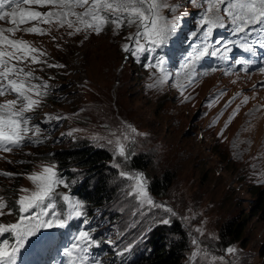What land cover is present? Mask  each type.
<instances>
[{
  "label": "rangeland",
  "instance_id": "obj_1",
  "mask_svg": "<svg viewBox=\"0 0 264 264\" xmlns=\"http://www.w3.org/2000/svg\"><path fill=\"white\" fill-rule=\"evenodd\" d=\"M169 3L182 5L176 15L188 14L181 20L183 32L187 34L194 30L199 10L188 0H169ZM164 14L170 16L167 10ZM27 26L30 25L21 27ZM134 31V28H123L119 35H114L109 26L100 35L92 34L87 40H84L83 34L69 36L65 29L53 30L50 35L43 36L23 32L16 34L45 51L47 56L44 59L49 63L65 66L48 68L46 65H33L35 75L51 86V94L40 108L30 114L35 117L33 122L39 123L45 114L67 118L41 124L45 130L43 135L47 137L44 143L29 144L11 153L0 152V173L16 174L12 177L0 175V195L7 197L11 206V202L22 194L19 191L21 188L33 189L27 176L39 172L42 161H54L44 158L43 151L76 148L84 144L104 151L109 157L95 169L72 167L67 180H75L76 185L87 179L96 183L98 171L107 177L109 194L100 204L106 215L104 211L100 212V207L96 208L99 205L86 206L88 214L101 213L96 220L97 232L105 236V239L101 238L104 250L98 246L99 251L91 256L92 259L100 260L102 264H118L119 259L125 260L128 253L134 254L135 251L150 257L154 249L150 239L157 230H163L161 237L165 236V241L182 243L180 261L188 264L192 251L191 237L197 235L194 229L201 227L204 236L200 239L209 250L219 255L232 246L238 250L236 264H264V209L255 215L252 211L258 191L264 193V177L261 175L264 174V74L259 72V68L251 66L244 71V66L236 64L235 60L245 59L246 52L235 49L230 53L226 67L222 65L225 61L210 57L198 62L196 69L201 75L183 94L175 87V79L149 88L154 69L143 65L152 59V55L164 56L168 71L175 73L191 52L190 45L197 41L189 39L183 44H170L155 54H146L137 63L121 48L128 43L125 37ZM229 32V29H220L215 36L231 38ZM261 51L257 49L256 54H252L260 67L264 66L261 64L264 52L258 56ZM213 68L217 70L212 71ZM220 93L223 95L218 96ZM185 96L190 99L185 100ZM234 96L236 99L225 109ZM244 96L249 97L248 103L241 106L239 113L225 128L229 116ZM12 98L9 95L0 100ZM221 112L223 115H220ZM126 124L144 134L137 136L136 142L129 147L134 155L145 157L147 168L136 169L129 160L124 170L145 174L153 200L176 213L169 226L154 223L167 215L163 211L147 205L139 208L135 200L126 197L129 182L118 175L120 169L113 167L120 158L114 160L111 146L102 147L91 139L97 134L108 136L105 125L115 130ZM70 132L72 135H68ZM234 142L237 145L235 148ZM59 172L67 175L64 168H59ZM162 175H170L171 183L163 195H155L149 189V182L152 177ZM57 191L74 197L72 191L69 193L63 187ZM60 203L58 201V206ZM247 213L250 214L242 236L227 246L224 243L229 239L227 222H238ZM186 217L190 219L186 220ZM15 218V214L0 217V222H15ZM78 223L82 224V220L70 222L73 225ZM58 230H45L48 238L52 237L48 243L51 250L56 239L53 236ZM210 236L217 239H210ZM5 238L10 243L14 242L8 234L0 237V241ZM42 241H36L31 248L26 244L17 264L33 253ZM70 243L55 250L50 264H65L63 249ZM126 246L130 251L118 255ZM228 259L234 258L229 256Z\"/></svg>",
  "mask_w": 264,
  "mask_h": 264
},
{
  "label": "snow or ice",
  "instance_id": "obj_2",
  "mask_svg": "<svg viewBox=\"0 0 264 264\" xmlns=\"http://www.w3.org/2000/svg\"><path fill=\"white\" fill-rule=\"evenodd\" d=\"M188 3L199 10V20L196 28L185 34L181 20L188 14L176 15L182 5L171 4L169 0H0V98L13 96L12 99L0 100V152L11 153L29 144L44 143L47 137L43 135L45 130L41 124H51L67 118L45 114L42 121L33 122L35 117L30 114L40 108L42 102L51 94V86L35 75L36 69L33 65H46L48 68L65 66L49 63L44 59L47 53L30 41L18 38V32L43 36L50 35L53 30L65 29L67 35L83 34L84 40H87L92 34L100 35L109 26L112 27L114 35H119L123 28H134L135 31L125 37L128 43L121 48L137 63L146 54H155L170 44L195 40L197 43L190 45L191 52L175 73L168 71L164 56L152 55V59L143 65L147 69H154L153 82L148 85L149 88L165 85L170 79H175V87L181 94L201 75L197 72L196 65L205 58L227 62L230 53L235 49L253 55L257 49L264 50V0H188ZM166 10L170 16L164 14ZM22 25L30 26L21 27ZM220 29H229L231 38L215 36ZM235 63L243 65L244 71H247L255 61L236 59ZM259 71L264 73V66ZM221 95L223 93L218 94ZM184 99L188 100L190 97L185 96ZM235 99L234 96L228 101L225 109ZM248 101L249 97L244 96L241 104L229 116L225 128ZM104 127L108 130V136L97 134L91 139L102 147L111 146L114 160L120 158L119 162H114L113 167L120 169L118 175L129 182L125 191L126 197L135 200L139 208L147 205L160 209L167 215L154 223L171 225V218L176 213L172 208L153 200L145 174L124 170V166L135 154L129 146L136 142L137 136L144 134L130 124L121 125L115 130L109 129L107 125ZM236 146L234 142L233 147ZM0 175L12 177L16 174L4 172ZM261 175L264 177V174ZM27 179L32 182L33 189L21 188L19 191L22 194L11 202V206L8 198L0 195V217L13 214L16 217L15 222H0V237L8 234L14 241L10 243L7 238L0 241V264H17L26 244L31 248L36 241L48 238L45 230L65 229L70 226L71 221L77 219L82 220L83 224L90 223L85 202L71 194L57 191L63 187L70 193L71 185L76 181H67L60 174L55 161H42L40 171L32 172ZM58 201L61 202L59 206ZM93 231L94 229L80 230L70 245L63 249L65 264H102L100 260L90 256L91 249L99 246V241L91 234ZM194 232L197 235L191 237L192 251L188 264H236L237 249L228 246L224 254L218 255L201 241L200 237L204 236L203 228L197 227ZM209 238L217 239L215 236ZM108 243L111 244L112 241L109 240ZM128 251L130 248L126 246L118 255ZM229 256L234 259L229 260Z\"/></svg>",
  "mask_w": 264,
  "mask_h": 264
},
{
  "label": "trees",
  "instance_id": "obj_3",
  "mask_svg": "<svg viewBox=\"0 0 264 264\" xmlns=\"http://www.w3.org/2000/svg\"><path fill=\"white\" fill-rule=\"evenodd\" d=\"M44 158L54 160L59 168H64L66 174L60 173L66 180L70 178V169L72 167H83L86 169H95L98 168L100 165L104 164V161L109 159L108 155L104 151L94 150L91 147H87L86 145L82 144L76 148H69V149H47L42 152ZM102 162V163H100ZM100 163V164H98ZM131 165L136 169L145 170L147 168V162L144 156H136L134 155L130 159ZM99 177L96 183L91 182V180L87 179L86 181L82 182L81 185H76V183L71 185V191L74 193V198H78L85 202L86 206L93 204L99 205L96 206L100 207V204L105 200V196H108L109 192L107 191L109 187L107 184V177L101 171H98ZM101 176V177H100ZM172 177L170 175H162L160 177H152L151 181L149 182V189L155 195H163L166 189L169 187L171 183ZM78 188V189H77ZM87 208V207H86ZM95 208V207H94ZM260 208V209H259ZM264 209V193L262 191H258L256 202L252 205L253 214L257 211H261ZM97 211V210H96ZM104 210L100 207V212ZM105 214V211H104ZM250 213L244 214L242 220L238 222H227L226 229L228 231L229 239L224 243L228 246L234 239H239L242 236V233L247 225V218ZM106 215V214H105ZM104 215V216H105ZM103 216V217H104ZM98 217H101L100 214H88L87 219L90 221L89 224H79L78 227L75 228L73 231L78 232L80 230H89L94 229L91 233L94 238L99 241V249L104 250L101 245V238L105 239V236L99 232H97V223L96 220ZM73 227L70 225L67 227L68 231H72ZM163 230H157L152 238L150 239V244L153 246L154 249L151 256H141V254L134 252V254L128 253L129 256L126 257L124 260L119 259L118 264H182L181 259V248L182 243H168L165 241V236L163 235ZM73 233V232H72ZM97 249V247H95ZM262 253L264 254V248ZM103 255L106 252H102Z\"/></svg>",
  "mask_w": 264,
  "mask_h": 264
}]
</instances>
